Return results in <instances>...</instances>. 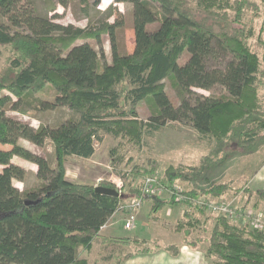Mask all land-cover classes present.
Listing matches in <instances>:
<instances>
[{"label": "trees", "instance_id": "trees-1", "mask_svg": "<svg viewBox=\"0 0 264 264\" xmlns=\"http://www.w3.org/2000/svg\"><path fill=\"white\" fill-rule=\"evenodd\" d=\"M21 1L0 0V69L5 58L9 67L7 74L0 73V264H109L119 256L111 250L103 261L90 262L82 250H91L96 241L133 245L134 250L122 256L124 261L153 251L146 238L103 233V226L133 197L152 199L154 210L180 203L174 197L144 194L145 178L157 175L161 165L153 157L138 163L129 151L141 148L146 136L172 121L187 123L202 139L215 141L217 158L206 155L198 165L165 169L172 187L180 179H207L215 165L264 144V101L259 92L264 51L256 46L264 43L261 36L258 44L252 40L256 28L250 15L259 6L252 0H116L131 3L143 16L134 19L130 49L125 17L87 28L62 25ZM76 1L88 10L89 0H59L64 6ZM106 39L109 55L102 48ZM216 85L224 89L215 95L194 90ZM47 89L53 91L52 99L37 96ZM142 104L148 109L145 118L139 111ZM59 106L75 113L60 125L63 135L48 124L35 127L10 113L37 114ZM102 132L118 141L110 156L114 172L127 187L120 196L97 192L95 184L66 176L67 157L91 158ZM21 139L39 148L53 140L56 167ZM15 157L37 165L33 186L21 190L16 185V180L25 179L27 168ZM98 185L117 189L107 179ZM229 186L210 181L202 191L184 192L220 197ZM255 194L258 202L264 201V187ZM27 199L39 201L27 205ZM187 205L188 221L178 224L179 230L188 225L182 241L163 247L175 256L182 243L199 245L190 236L202 221L191 210L207 212ZM207 243L205 255L214 257L215 264H264V227L238 224L215 213Z\"/></svg>", "mask_w": 264, "mask_h": 264}, {"label": "rangeland", "instance_id": "rangeland-1", "mask_svg": "<svg viewBox=\"0 0 264 264\" xmlns=\"http://www.w3.org/2000/svg\"><path fill=\"white\" fill-rule=\"evenodd\" d=\"M95 1L97 0H89V7L86 12L79 1L70 2L67 6H64L59 2V0H22L21 5L25 8H36L37 13L50 17V19L56 23L62 25L71 24L82 28L99 26L103 21L113 22L117 17H125L127 23L124 28L125 41L128 47L132 49L134 47V19L143 16H140L139 14L137 15L135 8L129 2L99 0L98 3H95ZM252 1H255L259 6V11L257 13L252 14V12H250V15L253 17V24L256 28V34L252 40L258 44L261 36L264 43V30L261 31L262 26L264 25V0ZM110 14L112 15L110 16ZM256 46L260 52L264 51V44H258ZM102 48L105 54H110V42L108 39H106ZM7 65L8 59L5 58L2 69H0V73L7 74L9 72V67ZM223 89L224 87L222 85H216L214 88L209 90L202 88H195L194 90L198 94L215 95L222 92ZM259 92L262 96V100L264 101V83L261 85ZM53 94V91L47 89L45 92L38 93L37 96L52 99ZM14 98L16 97L14 96ZM139 111L141 112L142 117L145 118V114L148 112L145 104H142ZM10 113L31 122L35 127H39L40 124L43 123L48 124L53 128H57V135H63L62 130L59 129L62 122L71 117H75V113L67 106H59L53 109L38 111L37 114L20 113L19 111L13 110L10 111ZM102 135L103 140L101 143L96 145V152L91 158H82L76 155H70L67 157L66 176L69 180L74 182L90 183L95 185H98L99 181L102 179H107L111 182H114L112 180L115 179L117 182L122 184V191L126 192L127 187L123 186V180L114 172L111 166L110 149L117 145L118 141L114 138V136L106 132H102ZM20 142L35 152L47 156L51 165L56 167L57 160L53 140L47 139L45 145L41 148L25 139H21ZM215 145L216 142L213 140L210 141L202 139L197 130L189 124L172 121L155 132L153 135L146 136L144 144L141 148L133 151L130 150L129 152L134 154L136 162L138 163L147 162L149 157L158 159L161 166L156 174L161 179L162 184L165 185L167 184L166 177L164 176L166 168L178 167L182 165H198L206 155H215V158H217L218 152L213 154V152L216 151ZM263 146L264 144L261 145L259 149ZM255 152L237 154H253ZM228 159L226 161H228ZM14 161L27 168V175L25 179L23 181L16 180V185L21 190L26 187L33 186L38 180L36 173V170L38 169L37 165L20 157H15ZM226 161L215 165L212 169H210L207 175H205L208 177H206L207 179L198 178L197 180L192 181L180 179L177 180L174 185L184 191L190 189L202 191L201 189L206 188L210 181L214 183H229V188L220 197L202 192H199L200 194L198 195H203L211 200L219 202L233 201V205L238 210V213L234 216V218L230 217V219L238 224L248 223L251 226H254L252 225V219H250L247 214H252V216L260 214V217L264 220V201L258 202L255 194L257 189L264 187V179H262V182H259L257 177V175H263L261 170L264 166H258L257 169L259 170L249 173L251 167L245 166V163H243V165L233 164V171L240 169L244 172L245 176L237 177L235 179L232 177L231 179L228 178L227 180H224L222 177L223 170L219 172V167L226 163ZM261 165H264V162ZM223 173L229 175L232 173V169L226 167L224 168ZM220 177L222 178L220 179ZM117 190H119L118 187ZM159 195L168 198V194L164 190L160 191ZM137 198L141 197H133L126 200L125 203H130ZM152 203V199H143V203L140 208L141 212H139V217L137 216V227L135 229L129 230L125 228L124 225L125 220L128 217V210L124 209L116 212L113 218H111L107 223V226L103 229V233L110 236L137 235L140 238H146L152 245L153 251L159 248L164 249L163 247L169 245L170 243H180L184 236V229H186L188 225L184 224L182 229L179 230L178 224L180 220H183L184 222L188 221V218L184 215V211L190 210L191 208L186 209L187 204L180 202L177 205L167 204L162 208L154 210L152 209ZM191 211H193V216L200 218L202 224L201 226L194 228L190 239L197 240L199 243L198 246L204 250L203 252L205 253L208 246L207 239L209 238L215 223V213L207 209V212L204 214L200 213L196 209H192ZM111 250H115L116 254H119V256H116L114 259L108 261L109 264H125L126 261L123 260L122 256L129 251H133L134 246L122 244L104 245L96 241L91 250H82V255L87 257L90 262H94L96 259L103 261L102 257L107 256ZM206 264H215L214 257L207 258Z\"/></svg>", "mask_w": 264, "mask_h": 264}, {"label": "crops", "instance_id": "crops-1", "mask_svg": "<svg viewBox=\"0 0 264 264\" xmlns=\"http://www.w3.org/2000/svg\"><path fill=\"white\" fill-rule=\"evenodd\" d=\"M263 162H264V146L253 154L233 155L231 158L228 159V161H226V163H224L221 166L222 168L219 167L220 168L219 172H221V170L224 171V168L229 167L232 169V173L229 175H226L222 171V177L224 180L225 179L227 180L228 178L231 179L232 177L233 179H235L237 177H241L245 175H244V172L240 169L233 171V164L243 165V163H245L246 164L245 166L251 167L249 170V173H250V172H254L255 170H259L257 169L258 166H264V165H261ZM216 168L219 169L218 167ZM261 173L263 175H259V176L257 175L259 182H262V179H264V168L261 170ZM222 177H220V179ZM187 208H189L188 205H186V209ZM152 209H153V203H152ZM139 212H141V210L137 212L138 217H139ZM113 216L111 218H113ZM203 251L204 250H202L199 246L191 247L187 244L182 243L180 253L177 256L171 254L169 251L165 249L159 248L155 251H151L148 253H139L135 255L134 257L126 260L125 264H206L207 258Z\"/></svg>", "mask_w": 264, "mask_h": 264}, {"label": "built area", "instance_id": "built-area-1", "mask_svg": "<svg viewBox=\"0 0 264 264\" xmlns=\"http://www.w3.org/2000/svg\"><path fill=\"white\" fill-rule=\"evenodd\" d=\"M113 183H116L119 191H122V184L113 179ZM165 191L168 194V197H174L179 202L185 204H192L198 207L205 208L213 213L217 214H226L227 216L234 218L237 215L238 210L234 207L232 202H219L211 200L203 195H191L184 192L183 189L178 188V186L173 185L172 187L167 184H162L161 179L155 176H147L144 180V194L146 195H159L160 191ZM143 203V198H137L130 203H123L121 209L128 210V217L125 220V228L132 230L137 227V212L140 210ZM250 219H252V225L254 227H264V220L259 215L252 216V214H247ZM254 217V218H253ZM107 226L105 224L103 229Z\"/></svg>", "mask_w": 264, "mask_h": 264}, {"label": "water", "instance_id": "water-1", "mask_svg": "<svg viewBox=\"0 0 264 264\" xmlns=\"http://www.w3.org/2000/svg\"><path fill=\"white\" fill-rule=\"evenodd\" d=\"M95 189L97 192L103 193V194H108V195H113V196H120L121 192L115 188H111V187H106V186H102V185H96ZM39 200H32V199H27L25 201V203L27 205L29 204H34L37 203Z\"/></svg>", "mask_w": 264, "mask_h": 264}]
</instances>
